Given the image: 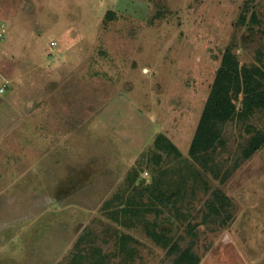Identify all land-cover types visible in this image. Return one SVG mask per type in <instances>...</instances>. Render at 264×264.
Wrapping results in <instances>:
<instances>
[{"label": "rangeland", "instance_id": "1", "mask_svg": "<svg viewBox=\"0 0 264 264\" xmlns=\"http://www.w3.org/2000/svg\"><path fill=\"white\" fill-rule=\"evenodd\" d=\"M226 48L240 64L264 66V0H0V84L8 81L0 93V199L19 203L22 195L25 211L46 217L40 230L57 217L56 234L41 237V250L68 243L62 264H174L178 252L152 241L151 229L183 249L194 240L199 254L227 232L243 255L264 264V146L243 154L264 129V109L225 123L208 168L189 154ZM54 95L61 98L56 111ZM105 100L109 106L86 122L71 156L60 136L71 127L63 126L64 114ZM37 105L42 116L51 111L48 123L37 118ZM160 133L181 160L157 145ZM48 148L49 158L42 156ZM217 191L231 202L227 224L204 221ZM123 234L134 237L125 246ZM31 240L27 251L38 243Z\"/></svg>", "mask_w": 264, "mask_h": 264}, {"label": "trees", "instance_id": "2", "mask_svg": "<svg viewBox=\"0 0 264 264\" xmlns=\"http://www.w3.org/2000/svg\"><path fill=\"white\" fill-rule=\"evenodd\" d=\"M240 19L242 22L246 21L244 11L241 13ZM257 19V15L254 13L252 21H257ZM4 84L0 85V87ZM239 99L241 101L240 106L237 104ZM255 108L264 109V66L255 65L248 67V65L240 64L234 52L230 48H226L221 64L216 72L210 95L205 102L189 154L196 161H202L203 165L208 168L209 157L207 156L217 149L220 142L223 143V127L225 123L234 119L237 114L247 115L248 112ZM156 142L158 143L157 145L163 147L165 150L175 153L176 159H182V152L167 135L163 133L158 134ZM263 146L264 129H259L251 136L247 145L243 147L244 158H250ZM180 168L183 171L185 169L184 165L180 166ZM183 171L180 172L183 173ZM171 199L168 197L166 200L170 201ZM163 201L161 200V203ZM216 202H219V204ZM207 206L209 212L205 213L204 221L209 222L211 219L219 220L218 218H221L220 221L227 224V221L233 217L229 210L231 206L230 199L226 194L219 191L214 192L213 199L207 200ZM160 208L162 207L157 209L158 212H160ZM145 209L148 210L150 208ZM223 214L226 216L223 217ZM111 216L116 220L118 218L114 215ZM121 221L123 222V220ZM189 225V233L194 238L197 237L199 231L196 229L195 232V225L193 226L190 223ZM149 235L150 239L156 244L167 247L169 254L176 253L179 250L178 258L175 259L176 264H198L200 258L192 252L194 240L191 241L188 247L183 249L178 243L179 241L175 240L170 243L171 238L161 233L157 228L155 230L151 229ZM180 238L183 239V237ZM133 239L134 237L131 234H123L120 236V243L122 246H125L128 240Z\"/></svg>", "mask_w": 264, "mask_h": 264}, {"label": "crops", "instance_id": "3", "mask_svg": "<svg viewBox=\"0 0 264 264\" xmlns=\"http://www.w3.org/2000/svg\"><path fill=\"white\" fill-rule=\"evenodd\" d=\"M6 80L7 79H5V81ZM7 88H8V85H7ZM53 100L56 101L53 104V109L56 111V109L58 108V105L61 103L60 102L61 98L58 95H54ZM107 102L105 100L97 108L92 107L88 109V101H87L86 103H84V106L81 105L69 111L65 110L67 112L64 114V117H63V120L65 119V124H63V126H65L68 122H70L71 127L69 130L66 129L68 130L67 134L65 135L61 134L60 136H62L61 139H62L63 145L65 144V146L68 149V153L70 152L71 156H74V153L72 152L71 144H77V143L82 142V139L79 137L80 130H83L87 127L86 122L91 120V118H93V115L102 113L103 110L107 106H109ZM84 107L87 109L84 110ZM136 107L138 108V106ZM41 109L42 108L39 107V105H37V109H36L37 118H41V121H43L42 124L48 123L46 120L48 119V116L50 115L51 111L48 112L47 116L46 114L45 116H42ZM57 119H59V117ZM30 120L31 118L28 119L27 121H30ZM120 139L127 140V143L133 141V138H124L123 136L120 137ZM148 140L145 139L143 143H146ZM36 144H38V142ZM35 145H34V149L36 150L37 147ZM51 150L52 149L50 148H48L47 150H44L42 152V156H46L47 158L53 156V153L51 152ZM136 150H138V148ZM83 153L85 152H82V153L78 152L76 155L82 156ZM29 154L31 153L25 152V160L31 159L28 157ZM67 157H70V155L66 153L64 158H67ZM20 158L21 157L19 156V159ZM39 159L41 158L39 157L38 160ZM62 159H63V155H60V154L58 155V157L54 158V162L52 164L53 172L59 170L57 168L59 166V161H61ZM28 166L30 167L29 170H31L32 164L31 165L29 164ZM100 170H101L100 172L101 174L112 175L110 174V172L106 171L104 168ZM52 183L56 184L57 180L56 179L52 180ZM53 184H49V185H53ZM54 186H57V185H54ZM40 190H41L40 188L33 189V191H40ZM23 192H25V189H23ZM37 196L42 198L41 195H37ZM19 198H20L19 203H14V201H10V202H7V204L5 205L3 203L4 201L0 199V264H62L61 263V261L63 260L62 256L67 254V249H68L67 244L68 243L63 244V242L61 241V243L59 244V246L56 247V249L53 248V249H48V250H41L40 249L41 246H39L40 239L41 237L43 238V235L45 233L49 234L48 232H50V233H53L54 235L56 234V228H53L50 226H51V221L55 222L57 217L54 216L53 218L49 219V222H48L49 228L44 227L42 228V230H40V228H38V225L41 223H44L46 217L41 218L42 215L39 216L38 211L36 209L29 211V212L25 211L26 206H25V203L23 204V200H24L23 196L21 195ZM55 204L56 203L54 202L53 206ZM4 212L6 213V216L3 219L2 216H4ZM25 215L27 218H25ZM33 219H36L35 220L36 224L32 227V225L34 224ZM37 219H38V222H37ZM28 236L32 239L31 242L32 241L38 242V243L34 242V245L33 244L30 245L31 247L29 248L30 251L25 250V240L28 238ZM218 240L215 241V243L211 244V247L207 248L202 254L197 253L194 247L192 248V252L195 255L199 256L200 258L198 264H255L253 258H247L246 255H243L242 250L238 248L236 241L229 233L226 232L225 235L221 237L220 241ZM16 241H17L16 244H12L13 242H16ZM21 244L24 245V247H22ZM15 250L19 252V255H22L21 259L15 260L13 258L14 255H17V252H15ZM22 250H25V256ZM177 252H179V250H177L176 253ZM24 258H27V260H25ZM27 261H29L30 263H26Z\"/></svg>", "mask_w": 264, "mask_h": 264}, {"label": "built area", "instance_id": "4", "mask_svg": "<svg viewBox=\"0 0 264 264\" xmlns=\"http://www.w3.org/2000/svg\"><path fill=\"white\" fill-rule=\"evenodd\" d=\"M52 44L56 45L57 42L53 41ZM7 80L5 81V84L3 86L0 87V92H3L6 88H7Z\"/></svg>", "mask_w": 264, "mask_h": 264}]
</instances>
